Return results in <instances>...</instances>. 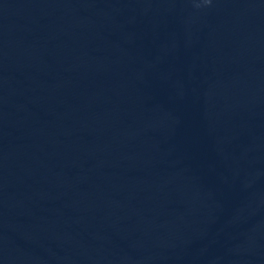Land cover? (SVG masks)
Instances as JSON below:
<instances>
[{"label":"clouds","instance_id":"1","mask_svg":"<svg viewBox=\"0 0 264 264\" xmlns=\"http://www.w3.org/2000/svg\"><path fill=\"white\" fill-rule=\"evenodd\" d=\"M203 2H204V4H206V5H208V4H210L211 3V0H203ZM200 5L199 4H197V7H199Z\"/></svg>","mask_w":264,"mask_h":264}]
</instances>
